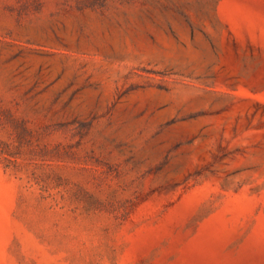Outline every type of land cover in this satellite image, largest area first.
Masks as SVG:
<instances>
[{
	"label": "rangeland",
	"instance_id": "obj_1",
	"mask_svg": "<svg viewBox=\"0 0 264 264\" xmlns=\"http://www.w3.org/2000/svg\"><path fill=\"white\" fill-rule=\"evenodd\" d=\"M0 264H264V0H0Z\"/></svg>",
	"mask_w": 264,
	"mask_h": 264
}]
</instances>
